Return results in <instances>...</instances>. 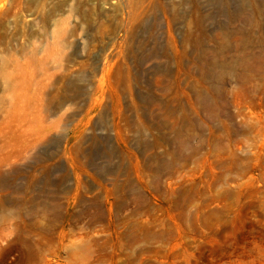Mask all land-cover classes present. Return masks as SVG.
Here are the masks:
<instances>
[{
    "label": "rangeland",
    "instance_id": "1",
    "mask_svg": "<svg viewBox=\"0 0 264 264\" xmlns=\"http://www.w3.org/2000/svg\"><path fill=\"white\" fill-rule=\"evenodd\" d=\"M0 264H264V0H0Z\"/></svg>",
    "mask_w": 264,
    "mask_h": 264
},
{
    "label": "bare ground",
    "instance_id": "2",
    "mask_svg": "<svg viewBox=\"0 0 264 264\" xmlns=\"http://www.w3.org/2000/svg\"><path fill=\"white\" fill-rule=\"evenodd\" d=\"M4 2V0H2Z\"/></svg>",
    "mask_w": 264,
    "mask_h": 264
}]
</instances>
